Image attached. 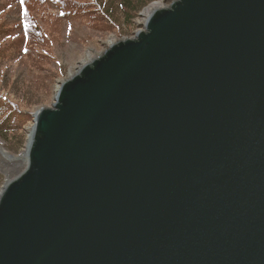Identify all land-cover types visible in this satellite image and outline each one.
Returning <instances> with one entry per match:
<instances>
[{"label": "water", "instance_id": "obj_1", "mask_svg": "<svg viewBox=\"0 0 264 264\" xmlns=\"http://www.w3.org/2000/svg\"><path fill=\"white\" fill-rule=\"evenodd\" d=\"M33 115L0 264H264V0L156 9Z\"/></svg>", "mask_w": 264, "mask_h": 264}, {"label": "trees", "instance_id": "obj_2", "mask_svg": "<svg viewBox=\"0 0 264 264\" xmlns=\"http://www.w3.org/2000/svg\"><path fill=\"white\" fill-rule=\"evenodd\" d=\"M14 2L18 18L11 22L13 26L3 18L10 6H0V57L5 50L7 55L15 53L9 63L0 65V140L7 149L20 153L26 143V125L32 124L34 118L28 110L36 104L30 92L35 91L41 80L46 81L45 87L49 88L48 78L42 72L56 61L54 41L58 39L61 26L79 22L90 30L120 36L132 30V20L149 0ZM19 68L24 69L28 74L25 77L29 78L21 86L15 79L8 78L10 71L16 73Z\"/></svg>", "mask_w": 264, "mask_h": 264}, {"label": "rangeland", "instance_id": "obj_3", "mask_svg": "<svg viewBox=\"0 0 264 264\" xmlns=\"http://www.w3.org/2000/svg\"><path fill=\"white\" fill-rule=\"evenodd\" d=\"M160 1L162 2L161 4H163L161 8H167L170 7V5L175 0H149V2L141 8V10L137 13V15H135L134 19L132 20L134 24L132 30H129L127 32V30L124 29L126 31L120 36L116 33H103L90 30L85 25L79 22H72L61 26V30H59L57 33L58 39L56 38L57 40L54 41L55 56L57 57L56 61H54V63L51 65H47V68L42 72V74H44L48 78L49 88L45 87L46 81L41 80L39 83H37V88L35 89V91L32 90L30 92L32 101L36 103L35 106H32L28 109L32 113V116L34 117L33 114L38 110L51 107L54 104L55 96L61 83L78 73L79 68L82 66V63L88 60V56H91L92 59H95L111 45L110 41L113 44L120 40L133 38L138 31L143 30L145 21H147L148 16L150 15L148 14L147 16H145V11L152 4ZM7 5H9L10 8L7 13L3 15V18L6 19L7 24H11L12 21H16L18 18L17 9L14 0H0V6L5 7ZM11 26L13 25L11 24ZM6 52L7 50H5L3 54H1L0 65L9 63L15 56V53H10V55H7ZM12 52H14L13 49ZM90 62L91 61H88V63ZM27 75L28 74L24 69L19 68L16 73L10 71L8 74V78L15 79L16 84L21 86L24 81H29V78L25 77ZM32 124L26 125L28 130L26 143L20 153H14L11 150L7 149L5 144L0 140V144L10 155L18 157L24 151H26L27 141L29 138V130ZM26 165L27 162L26 164L23 163V168L26 167ZM8 170H10V175L7 173ZM19 172L20 170H16L13 172L11 171L10 166L0 164V190L6 185L9 179H11L12 177L16 178L19 175Z\"/></svg>", "mask_w": 264, "mask_h": 264}, {"label": "bare ground", "instance_id": "obj_4", "mask_svg": "<svg viewBox=\"0 0 264 264\" xmlns=\"http://www.w3.org/2000/svg\"><path fill=\"white\" fill-rule=\"evenodd\" d=\"M162 2H156L154 4H152L146 11H145V16H147L148 14H151L154 10L156 9H160L163 4H161ZM153 10V11H151ZM146 22V21H145ZM110 44H112V42L110 41ZM92 57L91 56H88V60H86L84 63H82V66L79 68L81 69L84 65L88 64V61H92ZM74 76V75H73ZM32 114V113H31ZM33 124H34V120H33ZM33 124L32 126H30V130H29V133H31L32 131V128H33ZM27 159H28V156H27V152L24 151L20 156L18 157H15L13 155H10L6 149L0 144V164H4V165H8L11 167V171H16V170H20L19 174H21L26 167L23 168V163L26 164L27 162ZM20 168V169H19ZM9 175L11 174L10 173V170H8L7 172ZM18 177V176H17ZM15 179V177H12L11 179H9L8 182H10L11 180ZM7 182V183H8Z\"/></svg>", "mask_w": 264, "mask_h": 264}]
</instances>
